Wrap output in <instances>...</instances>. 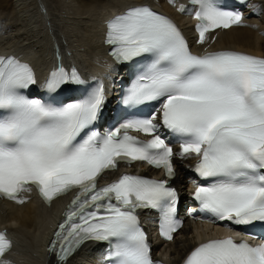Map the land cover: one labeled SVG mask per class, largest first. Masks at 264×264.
I'll use <instances>...</instances> for the list:
<instances>
[{"label":"snow or ice","instance_id":"snow-or-ice-1","mask_svg":"<svg viewBox=\"0 0 264 264\" xmlns=\"http://www.w3.org/2000/svg\"><path fill=\"white\" fill-rule=\"evenodd\" d=\"M190 2L200 44L216 29L243 25V13L222 0ZM106 42L117 62L147 63L120 100L130 118L103 136L94 130L107 102L102 83L77 101L45 102L30 95L37 83L33 68L0 56V196L24 203L19 194L34 185L51 203L76 189L50 245L59 261L95 241L108 244L106 264H154L137 210L158 209L167 240L181 227L175 218L178 193L168 182L176 175L175 153L159 132L162 124L179 140V156L198 159L195 171L204 183L193 197L202 211L236 225L264 222V57L232 50L193 54L176 24L146 5H131L111 19ZM84 83L75 69L60 67L44 87L56 93ZM152 102H160L159 108L137 117ZM137 161L162 168L168 179L124 174L97 187L106 170ZM10 247L0 233V256ZM184 264H264V243L210 239L191 250Z\"/></svg>","mask_w":264,"mask_h":264},{"label":"bare ground","instance_id":"bare-ground-1","mask_svg":"<svg viewBox=\"0 0 264 264\" xmlns=\"http://www.w3.org/2000/svg\"><path fill=\"white\" fill-rule=\"evenodd\" d=\"M152 2L172 14L191 37V21L174 12L171 0H0V53L26 59L35 69L37 79L52 69L55 61H74L80 71L93 73L106 62V47L102 45L104 20L123 4ZM178 1L179 8L184 0ZM251 11L257 17L247 18L243 25L217 31L212 46L233 48L264 57V0H253ZM172 7V8H171ZM186 7V6H184ZM187 9V8H186ZM190 158L184 161H190ZM177 161L176 185L186 184L187 168ZM144 169V166H139ZM15 200H0V228L13 240L11 250L0 264H54L45 247L48 244L60 212L69 197L58 198L50 206L42 205L29 191ZM216 227L189 222L178 231L172 242L156 245L163 260L181 261L199 240L212 234ZM94 247L85 244L65 264H98ZM87 256V257H85Z\"/></svg>","mask_w":264,"mask_h":264}]
</instances>
